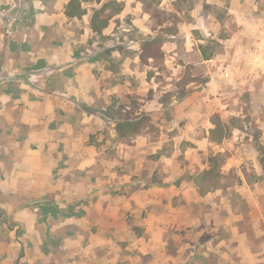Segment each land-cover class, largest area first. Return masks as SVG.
<instances>
[{
    "label": "rangeland",
    "instance_id": "obj_1",
    "mask_svg": "<svg viewBox=\"0 0 264 264\" xmlns=\"http://www.w3.org/2000/svg\"><path fill=\"white\" fill-rule=\"evenodd\" d=\"M67 1L49 0V5L63 11ZM100 2L108 3L112 13L101 34L92 33L88 15L60 17L57 27H48L39 39L32 0H0V172L26 173L27 165H4L6 153L17 162L26 150L44 145L49 163L30 174L33 180H19L14 203L33 198V206L45 204L50 222L87 216L93 221L89 235L79 230L78 242L74 235L68 243L61 241L47 227L48 238L40 245L47 260L29 264H230L234 253L243 254L239 246L245 240L252 252L262 254L263 261L254 264H264V93L254 100L245 95L240 116L228 113L235 106L225 98L223 107L213 102L205 108L206 117L196 111L186 118L194 107L187 101L191 93L206 89L214 97L207 81L216 68L201 59L226 58L224 42L238 30L264 27V0ZM40 48L44 54L32 56ZM141 55L153 57L145 61ZM219 67L218 72L231 76L227 63ZM224 78L218 84L221 92L233 95ZM208 120L225 128L218 147L206 142ZM65 124L73 126L71 134L60 129ZM136 138L146 139L148 146L137 154L142 165L134 171L130 147ZM157 141L165 142L156 149ZM190 144L200 164L207 163V178L191 179L188 171L200 169L189 168ZM91 155L90 167L74 169L76 161ZM126 155L130 158L124 163ZM58 156L72 169L58 171ZM44 170L52 174L45 178ZM128 170L136 174L124 182ZM170 178L179 189L199 184L208 200L188 205L176 196L167 199L170 207L164 195L152 197L154 185L165 186ZM134 196L143 201L122 210ZM6 200L13 199L0 195V202ZM226 224L236 226L239 243L231 241ZM234 259L233 264H246L239 256Z\"/></svg>",
    "mask_w": 264,
    "mask_h": 264
},
{
    "label": "crops",
    "instance_id": "obj_2",
    "mask_svg": "<svg viewBox=\"0 0 264 264\" xmlns=\"http://www.w3.org/2000/svg\"><path fill=\"white\" fill-rule=\"evenodd\" d=\"M57 8V7H54ZM30 12L33 13L32 21L33 26L38 30L39 34L38 37L41 39L44 35V31L49 28H55L57 25L55 24V21H58L60 17L65 19H70L66 17L64 14V7L63 11L58 10H52L51 6L49 5V0H32V4L30 5ZM24 13V12H23ZM74 19V18H73ZM76 19V18H75ZM254 26L249 28H245L244 30H238L239 33H235L234 36H232L231 40H226L224 42L225 44V52H226V58L221 59H212L209 57L202 58L201 63H207L210 64L211 67L216 68V71L211 73L210 70V77L209 81H207V86H210L211 92H214L213 99H210L208 96V93H206V89L200 90L199 94L196 96L195 93H191L187 101L189 103L193 104L194 107L190 109V113L186 118H192L194 117V113L196 111H199V114L201 117H206L207 112H205V108L210 107V104L213 102H216V104H219V106L223 107L225 103L222 105V100L225 98H228L231 100V104L235 106V108L228 112L231 116H240L243 112V108H239V104H242V98H244L245 95L250 96L251 100H254L257 95L261 96L264 93V27H259L256 24H253ZM249 27V25H248ZM59 32H62V27H59L57 29ZM63 33V32H62ZM61 33V34H62ZM65 33H63L64 36ZM229 41V42H228ZM44 54V51L40 48L38 52L32 53V56H39ZM219 63V66H218ZM225 63H227V67L231 68V76L228 74V78L224 76V73L222 71L218 72L217 68L219 67L222 69L224 67ZM244 69H247L245 72ZM225 79V84L231 85V93L233 95H228L224 97L223 93L220 90L219 81L221 77ZM222 80V79H221ZM219 86V87H217ZM214 90V91H213ZM220 90V91H218ZM230 96V97H229ZM198 100V109L196 110L195 107V100ZM251 104L253 102H250ZM247 113H249L250 116L254 114V112H249L250 110L247 108L245 110ZM220 114L223 112L217 111ZM213 113V112H212ZM210 113V110L208 111V115L212 114ZM226 113V112H225ZM214 114V113H213ZM211 116V115H210ZM221 118L223 119V116L221 115ZM210 119V118H209ZM51 121V120H49ZM208 125L205 127V131L208 134V139H206V142L208 145H213L215 147H218V144L210 140V131L214 128V124L208 120ZM195 120H193L192 125H194ZM212 123V124H211ZM191 125V124H190ZM191 125V126H192ZM64 128L65 130L69 131V134L73 132V126L69 125H62L60 126V129ZM145 140V141H144ZM64 140H60V142H63ZM148 141L146 139H140L136 138L134 141V145L130 147V149L134 150L135 156H134V171L138 170V168H141L142 163L140 162L141 159L136 160L138 157L137 154H140L143 152V150L148 145ZM165 141H157L155 144L156 149L161 148L162 144ZM26 143V142H24ZM151 144V143H149ZM194 145V142L191 143ZM188 146V157L186 159L188 160L189 168L192 167L194 170L197 167H199L200 171H188L192 175L191 179H195L198 175L206 172L209 170V167L207 166V163L200 164V158L196 156V154H193V146ZM65 148H68L69 144L65 143ZM47 149V150H46ZM46 150V151H45ZM189 152L191 154H189ZM8 153H6L4 157V161L2 162L4 165L8 166V164H16V165H27L29 170L24 174H21L16 172L14 169L10 171L0 172V195L8 196L10 199L12 198V201L6 200L5 202H0V264H29V262L34 260L35 258H38L42 260L44 263L46 259V255L43 253H40V250L42 248V244L46 242V237L48 238V234H46L47 227H49V234H54L55 237L61 238V241H64L68 243L70 238L74 235L76 242L81 241V235L79 234V230L83 231V233H88L89 235V229L93 226V221H90L88 216L85 219L75 218L72 217L70 219H60L54 222H50L51 216L46 213L45 204L41 205H35L36 203L33 198L32 203L30 202L31 199L26 202V204L17 205L14 203V197L16 195H19L20 193V184L19 180H33L34 176H30L32 172H38V170H42V167L45 166V164L49 163V149L46 148L44 145L36 147V149H28L24 152V154L17 160V162H13V159H10L7 157ZM130 157L126 155L124 163H127ZM63 159L61 156H58L56 165L61 167L58 171L63 170H71L72 168L67 165L65 162H62ZM257 161V160H256ZM61 163V164H59ZM94 163L93 156L86 157L84 159H81L80 161H76L74 169L76 170H85L86 168L90 167ZM256 163V162H255ZM259 163V160H258ZM257 165V163H256ZM64 166V168H63ZM47 178V176H50L52 173L47 172L44 170ZM134 171L128 170V175L126 176V173L122 176V181L128 182L136 173ZM167 172V171H166ZM171 172V169H170ZM182 172V171H181ZM183 172H185L183 170ZM37 173V174H38ZM170 174V173H169ZM176 175H179L176 173ZM40 175V174H39ZM38 175V176H39ZM43 175V174H42ZM175 175V177H176ZM4 176V177H3ZM29 176V178H27ZM156 177H158V174H156ZM164 176L163 182H165ZM41 177H35V179H39ZM43 180V179H42ZM172 180V181H171ZM170 181V182H169ZM168 184H165V186H158L154 185V190L151 193V196L154 198H158V194L160 196L165 197L166 202L170 207V200L176 196L180 198L182 202L185 204L187 203H193V201L200 200L199 202H202L203 200L206 202L207 199H205L203 196H201L199 189L200 187L194 186L192 183H187L188 185L184 188H177L175 185H172L171 182H174L175 179L169 180ZM41 185V184H40ZM162 188V189H161ZM165 188V190L163 189ZM215 189V194H219V188H213ZM23 191V189H22ZM199 196V197H198ZM203 197V198H202ZM142 200H141V199ZM167 199H170L167 201ZM37 201V200H36ZM127 203H122V210H130V204L133 201L134 203H138L143 201L142 197H130L129 200H126ZM185 206V205H184ZM43 209L45 212L42 213L41 209ZM58 208H61L60 206ZM181 213H184V208H180ZM189 210V207H188ZM187 211V210H186ZM186 214V212H185ZM184 215V214H183ZM182 215V216H183ZM187 215V214H186ZM204 216L207 217V214ZM151 214L149 215V220H151ZM175 218V216H174ZM235 220V219H234ZM238 220V219H237ZM210 219L208 218V222ZM236 221V220H235ZM149 224V222L147 221ZM228 224L224 225L227 226ZM230 227V233H231V241L239 243L238 236L236 237L235 228L236 226L231 224L228 225ZM41 227L43 228V232L41 231ZM69 231H71L72 234H68ZM234 233V235H233ZM44 234V235H43ZM85 235V234H84ZM91 235V234H90ZM93 237V236H91ZM236 237V238H235ZM238 238V239H237ZM247 239V238H246ZM74 240H71V242ZM240 246L242 247L243 254H240L239 252L234 253V255L231 256L230 264H233L234 256L240 257L241 262H245L246 264H254L255 260H261L263 261L262 254L252 252L250 249V245L248 243V240L240 242ZM237 246V245H236ZM34 248V252L32 253L29 251V248ZM238 247V248H239ZM235 260V259H234ZM237 260V259H236Z\"/></svg>",
    "mask_w": 264,
    "mask_h": 264
},
{
    "label": "trees",
    "instance_id": "obj_3",
    "mask_svg": "<svg viewBox=\"0 0 264 264\" xmlns=\"http://www.w3.org/2000/svg\"><path fill=\"white\" fill-rule=\"evenodd\" d=\"M99 3H101L100 0H68L64 6V14L66 15V17L70 19L73 18L80 19L88 15L89 28L93 34L98 35L101 34L109 26L112 19V13L110 14V12L107 11V8L109 7L108 3L107 4L101 3L100 5H98V7L92 8L90 11H88V9L86 8L87 5L99 4ZM144 46L142 45V49L144 51L149 50V48H144ZM148 57H153V55H149L145 57L141 55V59H144L145 61L147 60ZM213 124H214V128L210 131V140L215 143H219L223 138H225L226 131L221 124L219 125V123H215V122H213ZM260 165L262 170L264 171V155H262L260 159ZM203 176L207 178L208 171L200 174L199 179H201V177ZM197 186L200 187L199 184ZM211 188H216V185H213V187L211 185Z\"/></svg>",
    "mask_w": 264,
    "mask_h": 264
}]
</instances>
